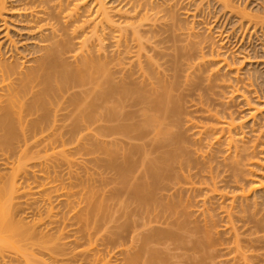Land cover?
I'll return each instance as SVG.
<instances>
[{
	"label": "bare ground",
	"instance_id": "6f19581e",
	"mask_svg": "<svg viewBox=\"0 0 264 264\" xmlns=\"http://www.w3.org/2000/svg\"><path fill=\"white\" fill-rule=\"evenodd\" d=\"M203 1L0 0V160H3L0 165H4L6 169L10 167L14 171L11 186L6 183L5 189L0 190V203L3 200L0 204V256L7 247H11L12 250L16 248V252L19 249L25 251V255L22 251L18 254L25 257L26 264L34 263L29 262V257L37 259L38 255L35 256L36 253L33 250L30 251L32 255L29 254L31 248L27 251L29 245L25 247L22 244H26L27 241L30 247L31 244L34 247L36 241L38 244L41 239L43 240L44 234L40 233L42 237L40 239L32 226L22 225L24 223L20 221L22 223L20 224L18 220L13 219L11 201L16 193H20L28 198L27 200L33 197V201L25 200L26 205L31 203L32 206V203L38 202V199L34 201V193L47 189L48 184L44 187L43 183L39 185L38 182L40 189L36 186L35 191H37L32 190L34 186L31 185L34 182L27 180L29 178L27 176L30 174L34 176L37 170L34 171L30 164L36 168L35 163L32 162L38 159V164L44 167L47 155L53 153L52 148L58 149L56 145L60 148L63 146L60 151L61 157L63 156L61 164L65 162L71 170L68 187L63 186L64 189L68 188V191L62 194L73 210L71 209V217L69 215L67 218L72 223L66 225L65 222L61 231L58 228L56 230L59 231V235L57 234L56 237L53 235L55 241L52 243L56 244H53V252L50 251L51 264L52 258L53 264L55 262L56 264H83L84 255H86L83 252L87 250L89 252L88 244H90V250L95 245L94 238L92 243V237L105 231L104 225L105 228L106 225L108 226L109 220L106 224L104 223L105 214L109 216L108 219H111L110 224L114 220V217L110 218L111 214L109 215L108 211L102 208L103 201H100V206L96 204L97 199L103 200L104 194L111 201L115 199L120 208H124L129 198L135 197L145 207V209L140 208L142 212L163 218L166 228H171L162 233L160 230L152 234L150 228L153 227V221L144 222L143 227L146 231L148 228L151 230V236L148 237L150 240L169 239L182 234L185 242L186 233L188 238L192 236V233L196 238H193L190 244L192 242L195 248L204 250L206 245L211 248L217 247L218 243L223 244L219 242V235L223 229L221 231L218 229H221L218 218L222 211V219H225L227 225L224 230L227 229L225 230L227 234L232 235L233 244L237 250L241 252L245 250L243 252L245 255L246 248H249L248 250L253 248L252 251H255V248H264V87L258 84L259 76L257 78L255 71L253 73L250 69L240 71L238 65L245 61L251 64L250 58L232 60L224 46L228 40L227 37L230 40L233 39L232 35L239 38L237 35L240 36L242 33V39L246 38L244 34L248 29H252V33L258 39L256 33L264 32V6L251 8L254 3H249V0V2L211 0L207 6ZM216 5L222 11L219 14L228 13L238 18L237 24L233 20L239 27L232 28L235 32L225 34L224 31H214L212 27L197 28L195 26V24L202 25L201 19L198 18L199 21H197V16L201 15L200 10H203V13L206 10L209 12V8ZM192 11L195 13L193 14ZM188 16L193 17L194 22L185 23L183 20ZM241 29L243 31H240ZM161 32L173 38L175 44L172 46V54H168L171 50L168 46L169 42L167 46L170 49L167 53L165 52L162 44L166 42L161 40L162 37L160 39L158 37L163 35ZM223 35L227 36L226 39H222ZM163 57H170L167 59V64H164L165 60L163 64L160 63V58L164 59ZM180 78H182L181 81ZM196 80H198L196 83L198 86L194 92L190 89L193 88V81L196 82ZM184 87H187L189 91ZM198 88L203 92L197 94ZM220 89L226 91L220 92ZM186 91L189 92L188 98L191 97V101L189 100L191 105H188L187 100L184 99ZM192 91L193 93H190ZM217 99L221 100L219 106L221 109L223 107L222 110L214 108ZM235 99L242 100L247 106L248 116L252 122L249 121L250 123L247 124L246 118L238 117L232 110V106H229ZM66 121L70 122V125ZM63 122L67 125L64 128H62ZM60 126L61 130H57ZM55 128L59 131L58 133ZM97 132L101 137L98 134L97 137ZM46 133L49 138L47 140ZM63 134L78 137L80 141L72 139L76 143H71L69 138V142L73 146L77 145V148L80 142L82 149L85 147L83 144L87 137L88 139L91 137L92 141V137H96L93 141L96 147H99L103 141L104 156L98 148V151L94 150L104 158V176H102L103 172H100L103 179L100 176L96 178L98 181L102 179L101 183L105 182V187L101 185L104 191L97 188V190L100 189V197H95L98 194L94 185L96 184L95 179L93 180L94 176L91 175L92 179L89 178V173L95 168L88 165L89 170L86 172V164L89 162L86 163L80 159L81 147L78 149L74 147L77 158L68 153L65 147L69 146V142L66 139L67 146H65L66 141L64 138L61 139ZM50 135L55 141L59 139L60 144H57V140L55 145ZM12 137H19L18 141L21 140V145H19L20 142L17 145L15 142L12 143L10 140ZM42 138L48 144L50 142L51 148L50 151L48 150L50 153L46 149L47 145H44L46 150L42 152L43 148L40 146L45 142ZM98 138L101 142L97 144L95 140ZM8 140L11 141L13 150L19 146V150L18 148L16 150L19 151L18 157L12 161L8 155L10 152L7 153L10 146ZM31 145L35 147L30 148ZM73 146L71 145L69 151H72ZM5 147L8 149L7 152ZM34 148H41L40 153H38L39 150H35L37 152L35 153ZM60 148L56 151L61 150ZM85 148L84 152L85 150L88 152L83 154L82 158L85 155L87 158L89 155L91 161V157L95 155L96 158H94L97 159V154L91 151L92 145L90 151V145ZM93 148H95L94 145ZM41 152L48 154H43L40 159ZM60 154L54 151L55 157L50 155L52 165ZM99 155V160L93 163L97 165L101 163L102 168L103 164L100 162ZM51 156L54 157L53 161ZM42 160L44 162L40 164ZM51 162L47 163L49 168ZM56 163L58 165V160ZM75 166L78 173V167H82L81 172L85 171L87 177L84 175L82 179L83 175H81L80 179V174L75 172L79 179L74 177L72 180ZM53 168L55 169V166ZM101 168H96V171ZM18 173H21L22 178H26L28 182V184L26 182V188L29 191L25 190V186L17 183L15 177ZM54 173L56 175L55 170ZM88 178L91 182L93 180V184L88 181ZM35 183H37V177ZM17 184L20 188H24L26 195L17 187ZM99 185L100 183L96 184V187ZM75 187L80 190H75ZM63 188L57 189L56 196L50 191H44L49 193L44 198L47 202V211L54 210L53 207L51 208L54 203L52 200L59 198L58 191H63ZM37 194L35 198L41 195ZM5 196H7L6 199H4ZM60 197L63 196L60 194ZM150 201H156L158 207L151 208ZM105 203L108 204V202ZM182 204L183 207L187 205L186 208L191 205L192 211L190 207V211L189 209L178 210ZM128 206L126 205L127 209ZM101 209L104 211L103 216ZM121 212L123 214V211H120V214ZM99 216L102 218L100 224ZM63 218L66 219L64 216ZM181 218L183 227L179 225ZM91 219L94 220L91 221ZM67 226L72 229L64 232ZM109 227L112 228V226ZM101 228L102 230L99 231ZM108 232L111 230L106 231L105 235ZM102 233L101 239H103ZM111 233L110 236H112ZM65 235L70 240L68 243L76 244V248L81 238L86 237L91 243L85 238L83 240H87L88 243L82 247V250L75 253L74 247L75 251L72 252L73 249L68 251L64 248L66 244L61 243ZM99 236L96 241L100 239ZM24 240L26 241L23 242ZM45 242L47 243L46 240ZM17 243L20 244L17 245ZM164 243L167 244V241ZM184 244L187 247L186 242ZM22 246L24 248H21ZM86 246L87 250H85ZM123 246L122 244V249L120 248L121 253ZM41 247L44 249L43 245ZM41 247L39 246L38 249ZM125 250L124 248V252ZM61 251L65 259H62V256L60 260ZM204 253L206 255L205 251ZM81 256L83 258L79 259ZM160 257L155 256L157 260ZM251 257L253 259L252 254ZM243 258L247 259L245 256ZM40 259L42 258L38 261L42 264ZM90 259L92 261H89ZM90 259L88 258L87 264L91 262L94 264V261L98 260L97 258L94 260V257ZM256 259H258L257 256ZM105 260L107 261L106 256ZM43 261V264H47L44 259ZM149 261L148 259V264H150Z\"/></svg>",
	"mask_w": 264,
	"mask_h": 264
},
{
	"label": "rangeland",
	"instance_id": "374dc122",
	"mask_svg": "<svg viewBox=\"0 0 264 264\" xmlns=\"http://www.w3.org/2000/svg\"><path fill=\"white\" fill-rule=\"evenodd\" d=\"M209 1H211V0H204L203 1V3L207 6V5H209ZM244 1H248V0H244ZM250 1V2H249ZM248 2L249 3H254V4H252V7L251 8H254V7H256V6H264V0H256V1H254V0H249ZM254 1V2H253ZM260 4H263V5H260ZM244 5V4H243ZM248 5V4H247ZM216 7V8H215ZM212 8V9H211ZM210 10H209V12H210V14H209V12H208V10H206V12H204L203 13V10H200V13H201V15H198L197 16V21H199L198 20V18L199 19H201L202 20V25H198V24H195V26L197 27V28H202V27H212V29H214V31H224L225 32V34H228L227 32H229V33H232L236 28L235 27H237L235 24H237V19L238 18H234V16H230L228 13H222L223 14V17H222V14H219V12H222V11H220L219 9H218V6L216 5V6H211L210 8H209ZM183 11V10H182ZM181 11V12H182ZM192 13L194 14L195 12H193L192 11ZM209 14V15H208ZM229 16H228V15ZM192 15V14H191ZM200 16H203V17H200ZM191 19H190V18ZM220 17V18H219ZM228 17V18H227ZM216 18H218V20L216 19ZM227 18V19H226ZM233 18V19H232ZM184 19V18H183ZM186 19H188V20H186ZM186 19H184L183 21H185V23H187V24H190V23H192V21L194 20L193 19V17H191V16H188V18L186 17ZM226 19V20H225ZM195 20H196V18H195ZM214 20H216V22L214 23ZM236 22H234V21ZM188 21V22H187ZM191 21V22H190ZM194 22V21H193ZM201 22V21H200ZM204 22V23H203ZM232 22V23H231ZM225 23V24H224ZM231 23V24H230ZM235 23V24H234ZM215 24V25H214ZM219 24V25H218ZM222 24H223V26H222ZM227 24H229V26L227 25ZM233 24V25H232ZM240 24V23H239ZM238 24V25H239ZM232 25V26H231ZM235 25V26H234ZM224 27V28H223ZM235 28L234 30L232 29V28ZM237 28H239V27H237ZM160 28H158V30H159ZM231 29H232V31H231ZM244 30H247V29H244ZM159 31H161V29L159 30ZM231 31V32H230ZM240 31H243V29H241ZM252 29L250 30V29H248V31L246 32V31H244V32H246L245 34H244V32H243V34H244V36L246 37V38H244V39H242V37L241 36H243V35H241L242 33H240V36L239 35H237V37H239V38H235L233 35H232V37H233V39L231 38V40H230V38L229 37H227L228 38V40L226 41V43L224 44V46H225V48L227 49L226 51L228 52V55L230 56V58H232V60L234 59L235 61L237 60V61H239V60H243V58H245L246 57V59H247V57H249L250 58V61L252 62L251 64H248L246 61H245V63L243 62L242 64H239L238 66L240 67V71L241 72H244V71H246V69H250L251 71H252V73L254 72L255 74H256V76H257V78H258V76H259V78H258V84L260 85H262V87H264V36L262 37V35H261V33L262 32H260L259 31V33L257 32L256 34L258 35V39H257V36H255V34H253L252 33ZM235 32V31H234ZM163 32H161V34H162ZM250 33H252V34H250ZM164 34H165V36H164ZM166 34L167 33H163V35L162 36H158L159 37V39L161 38V40H165L164 41V43L165 44H162V46H164V48H165V52L167 53V50L169 51V49L171 48V50L168 52V54H172L173 53V47L172 46H174V41H173V38H171V37H169V34H167V36H166ZM239 34V33H238ZM248 34H249V36H248ZM262 34H264V32L262 33ZM250 35L252 36V37H250ZM224 37H222V39H226V37H225V35H223ZM229 36V35H228ZM254 36V37H253ZM157 37V38H158ZM164 37V38H163ZM166 37V38H165ZM231 37V36H230ZM251 38V39H249V38ZM168 38V39H167ZM240 40V41H239ZM242 40V41H241ZM225 41V40H224ZM167 42H169L170 44L168 45V43ZM173 45H172V44ZM166 45V46H165ZM170 47V48H168V46ZM171 45V46H170ZM166 47H167V49H166ZM172 52V53H171ZM153 55H155L154 53H152ZM164 59H162V58H160V63H162L163 64V61H164V64H167L168 62V60L167 59H170V57L168 58V57H163ZM171 59H172V57H171ZM252 59V60H251ZM171 66V64L169 63V67ZM171 68V67H170ZM249 70V71H250ZM257 70V71H256ZM183 77H184V74H183ZM182 80V78H180V81ZM185 80V79H184ZM185 82V81H184ZM184 82H183V84H184ZM196 83H198V80H196V82H194L193 81V85L195 86L196 85ZM199 83H200V85H201V81H199ZM193 86V88L192 89H190V90H194V92H195V88L198 86V84L194 87ZM188 88H189V86H187ZM187 87H184L186 90H188L189 91V89L187 88ZM201 89V88H200ZM264 89V88H263ZM199 88L197 89V94H199V92H203V91H201V90H199ZM221 90L222 89H220V92H221ZM188 91H186L185 92V98L184 99H186L187 100V103H188V105H191V103H190V101H191V97L190 98H188V94L187 93H189ZM219 91V90H218ZM223 91V90H222ZM226 90H224L223 92H225ZM177 92V91H176ZM184 92V91H183ZM190 93H193V91L192 92H190ZM186 94H187V97H186ZM195 95H196V93H194ZM194 94H191V95H194ZM222 94V93H221ZM194 95V96H195ZM261 96H263V94H262V92H261ZM184 97V96H183ZM216 96H214V98H215ZM194 97H192V99H193ZM216 99V98H215ZM214 99V100H215ZM190 100V101H189ZM221 100H222V97H221ZM221 100H219V99H217L216 100V104H215V107H214V105H213V107L215 108V109H219V110H222L223 109V107H222V109H221V106H219V104H220V102L219 101H221ZM185 101V100H184ZM213 104H214V102H213ZM229 106H232V110H234V112L236 113V115L238 116V117H244V118H246L245 120H247L246 122H247V124L248 123H250V122H252L251 121V119H250V117L248 116V114H249V110H248V108H247V106L244 104V102L242 101V100H234L232 103H231V105H229ZM219 107V108H218ZM250 119V120H249ZM68 121V120H67ZM66 121V122H67ZM202 121V120H201ZM250 121V122H249ZM65 122V121H64ZM64 122H63V127L62 128H64L65 127V125H64ZM70 122H67V124H69ZM59 124V123H58ZM72 124V123H71ZM70 125V124H69ZM45 126H47L46 124H45ZM67 126V125H66ZM70 126H68V128H69ZM49 128V127H48ZM57 128V127H56ZM56 128H55V131L58 133L59 131H57V130H61V126H60V129H57L56 130ZM59 128V127H58ZM67 131V130H66ZM63 133H64V131H63ZM44 134H45V132H44ZM43 134V135H44ZM99 135V132H97L96 133V135ZM98 135H97V137H98ZM45 136V135H44ZM55 136H57L56 134H55ZM60 135H58V137H59ZM57 137V138H58ZM61 137V136H60ZM99 137H101V135H99ZM47 133H46V136H45V139L47 140ZM50 138H52V140H53V137H51V135H50ZM62 138H64V140L66 141V139H67V141L69 142V138H70V142L72 143H76L75 141L76 140H78V137H71V136H69V135H67L66 136V134H63V137H61V139ZM93 138V141H94V138H96V137H92ZM17 139V140H16ZM43 139V138H42ZM49 139V138H48ZM72 139H75V141H73ZM85 139V138H84ZM90 139V140H89ZM89 139H88V137L85 139V144H83V145H85V147L86 146H88L89 147V145H90V149H89V151L91 150V145H92V150L91 151H93V153H95V154H97V152H94V150H96V151H98L99 150V152H101V155L103 154V156H104V152L102 153V151H104V149H103V145H102V142H101V139L100 138H98V139H96L95 141H96V143L98 144V143H100V145H99V147L97 146L96 147V145H95V142L93 143V141L91 140V137H89ZM100 139V140H99ZM10 140H12V143H14L15 142V145H17L19 142H20V144L19 145H21V140L20 141H18L19 140V137L17 138V137H15V138H10ZM44 140V139H43ZM51 140V139H50ZM52 140H51V144H52V146L54 147V145H53V143H55V145H56V142H57V140H58V142H57V144L59 145L60 144V140L59 139H56V141L55 140H53L54 142L52 143ZM64 140H63V142H64ZM102 140H103V138H102ZM18 141V142H17ZM45 141V140H44ZM49 141V140H48ZM67 141H66V145L65 146H67ZM78 141H80V139L78 140ZM81 141H83V139H81ZM91 141L92 143H89V142ZM11 142V141H10ZM9 142V140H8V143H10ZM70 142H69V146H67V147H65L66 148V150H68V153H71V156H75L76 157V152H75V150H74V147L75 148H77V145H75V146H73V144H70ZM86 142H88L87 144H86ZM41 143H42V141H41ZM45 143V144H44ZM47 143V144H46ZM62 143V142H61ZM39 144V143H38ZM49 144H50V142H49ZM49 144H48V142H43L41 145L42 146H40L41 148H43V150H42V152H44V149H45V146H46V149H47V151L49 150L50 151V148H51V146H49ZM63 144V143H62ZM61 144V145H62ZM79 146H78V148H80L81 147V143L79 142ZM9 145V144H8ZM15 145L13 144L12 145V147L14 146L15 147ZM45 145V146H44ZM71 145L73 146L72 148H71V150L73 151V152H75L74 154L72 153V151H69L70 150V147H71ZM93 145L95 146V148H93ZM34 146V145H33ZM33 146L31 145L30 146V148H33ZM39 146V145H38ZM44 146V147H43ZM100 146L102 147L101 149H100ZM7 147V146H6ZM6 147H5V149H6ZM13 147V148H14ZM35 147V146H34ZM37 147V146H36ZM56 147H58V149L60 148V146H57L56 145ZM63 147V146H62ZM60 148L61 150H59L58 152L56 151V150H58V149H55V147H54V150H53V148H52V151H53V153H54V151L58 154H60L61 152L60 151H62V149L63 148ZM83 148L82 149V147L80 148V153L82 154V156H83V154H86V152H88V150L86 151L85 150V152H84V149H86V148ZM17 148H18V150H19V146H16L15 148H14V150L16 151L17 150ZM29 148V152H31V149ZM41 148H37V149H35L34 148V151L36 150H39V152L38 153H40V151H41ZM64 148V149H65ZM77 148V149H78ZM97 148H98V150H97ZM45 149V150H46ZM82 149V150H81ZM7 150L8 149H6V152H7ZM10 150V151H9ZM9 150H8V152L7 153H9L8 155H10V159H11V161L13 160V159H15V158H17L18 157V153L17 152H19V151H16V152H14V150L11 148V143H10V146H9ZM101 150V151H100ZM11 151H12V154H11ZM33 151V152H34ZM35 151V153H37ZM48 151V153H50ZM51 151V152H52ZM78 151V150H77ZM82 151V152H81ZM41 152V155H40V159L42 158V155L43 154H45V155H47L46 154V152L45 153H42ZM99 152H98V154H97V159H95L96 158V156L95 155H93L94 157H91V161H92V163L95 161V163L97 162V160H99V158H98V155H99ZM53 153L52 154H50V155H53ZM66 153H67V151H66ZM92 152H90V154H91ZM16 154V155H15ZM64 153L62 152V155H63ZM81 154H80V156H81ZM50 155H47V159H46V163H44V167H43V165L41 164L42 162H44L43 160L42 161H40V164L42 165V167L44 168H42L41 167V169H40V166L41 165H39L38 163H39V161H38V159L34 162H32L34 165H35V167L36 168H34L33 166H32V164H30V167L35 171V170H37V172H35V174H34V176L32 175V174H30L29 176H27V177H29V178H27V180H29L30 182L31 181H33L34 183H35V178L37 177V183H35V185H34V183L31 185L30 183V185L31 186H34L33 188H32V190H34L35 191V189H37V187H38V189H40L39 188V185L41 184V183H43L44 184V187H45V184H48L47 185V189L46 188H44V190H40V191H37L39 194H41V195H39V194H37V192L36 193H34V191H32L33 193H34V201H35V199H38V202L36 201L35 203H32V206L29 204V203H27L28 205H26V201L25 200H27L28 198H26L23 194L21 195L20 193H16L15 194V197H14V199H12V201H11V205H12V209H11V213H13V219L15 218L16 220H18V222L20 223V224H22V223H24V224H22V225H27V226H32V228L34 229V230H36V232L38 233V236H39V238L41 239L42 237L40 236V233L42 232L43 234H44V237H46L45 239H44V237H43V240L41 239L40 240V242H38V244L35 242V246H36V244H37V247H32V244H31V247H30V244H28V242L26 241V240H24L23 242H25L26 241V244L25 243H23L22 245H25V247H27L26 245H29V247H27V251H28V249L29 248H31V250H29V252L30 251H34L36 254H35V256H37V259H36V257L33 259V257L31 258V257H29L30 255H28V252L26 253L27 254V256L29 257L28 259H30V263H31V261H32V263L33 264H41V262L40 261H38V259L39 258H42V259H40V260H42V264L44 263V261H43V259L47 262V264H51V259L49 260V258H51V252H53L52 250H53V244H56L55 242L54 243H52V241H55V237L57 236V234L59 235V231H61L63 228H64V226H65V222H66V225H68L69 223H72L71 221H68V217H69V215H70V217H71V215H72V212H71V209L73 210V208H72V206H70L68 203H66V197L64 196V194H62V193H64L66 190L68 191V188H66V189H64L63 188V186H65V187H68L67 185H68V179L70 178V172H71V170L70 169H68V166H67V164H65V162L63 163L62 162V164H61V160H62V158H63V156L61 157V154H60V156H58V158H57V160H58V165H57V160H55L54 161V163H53V165H52V162H51V160H50ZM77 155H79V153H77ZM101 155H99L100 156V162H102V164H103V159L104 158H102L101 157ZM54 156V155H53ZM53 156H51V158H52V161H53V159H54V157ZM56 156V157H57ZM68 156H69V154H68ZM70 156V157H71ZM82 156L80 157V159L81 160H84V161H86V163H88V164H86V167H87V170H86V172L89 170V168H88V165H91V166H89V167H94L93 169H94V171H91V173H89V175H90V177L89 178H91L92 179V177L94 176V178H93V180L95 179V181L97 180L96 178H97V176L99 177H101L102 178V176H104V170H103V168H104V164H103V167L101 168V163H99L98 165L97 164H95V163H91V161H90V157H89V155L87 156V158L89 157V161L87 160V158H86V155L82 158ZM79 157V156H78ZM45 158H46V156H45ZM49 158V159H48ZM59 158H61V159H59ZM77 158V157H76ZM92 158H94V160L92 159ZM264 158V157H263ZM56 159V158H55ZM79 159V158H78ZM79 159V160H80ZM38 161V162H37ZM48 161L49 162H51V164L49 163V165H50V168L48 167V165H47V163H48ZM3 162V160H0V163H2ZM37 162V163H36ZM38 164V165H37ZM85 164V163H84ZM83 164V165H84ZM57 165V166H56ZM38 166H39V168H38ZM53 166H55V169L53 168ZM45 167H46V169H45ZM49 169H48V168ZM86 167L84 166V169H86ZM101 168V170L100 169H97L98 171H96V168ZM76 166L73 168V170L75 169V171L73 172V174H74V176H71L72 177V180H74V177L75 178H78V175H79V178L81 177V175H83L82 176V179H84L83 177H85L87 174L85 173V171H83V172H81V170H83V168L81 167H78L79 168V173H78V171H76ZM56 171V175H55V173H54V170ZM68 170H69V173H68ZM78 170V169H77ZM90 170H92V168L90 169ZM103 170V171H102ZM13 171V169H10V167H7V169H6V167H4V165L3 166H1L0 165V190H2L3 191V189H5V184L6 183H8V184H6V185H9L10 183L12 184V182H13V179H14V171ZM75 172H76V174H78L77 176L75 175ZM81 172V173H80ZM100 172H103V175L101 176V174L102 173H100ZM20 176H19V175ZM17 174V177H15L16 178V180H17V183L19 184V185H23V187L25 188V190H27V188H26V186H27V184H28V182H27V180H26V178L25 177H23L22 178V176H21V173H18ZM36 174H37V176H36ZM39 174V175H38ZM100 174V175H99ZM58 175V176H57ZM85 175V176H84ZM91 175H93L92 177H91ZM40 176V177H39ZM35 177V178H34ZM87 177V176H86ZM99 177V178H100ZM78 178V179H79ZM88 178V179H89ZM11 179V180H10ZM81 179V178H80ZM91 179H89L88 181H90L91 182ZM103 179V178H102ZM102 179H99V181L97 180L96 182L94 181V183H96L97 185L100 183V185L99 186H97L96 187V184H94L95 185V189H96V192H97V194H98V196H95V197H100V195H101V193H100V189L102 190V191H104V187H105V182L103 181V183H101V181H102ZM9 180V181H8ZM16 180H15V182H16ZM86 180V179H85ZM93 180H92V182H91V184H93ZM54 181V182H53ZM75 181H76V179H75ZM14 182V183H15ZM24 184H23V183ZM26 182H27V184H26ZM38 182H39V185H38ZM53 182V183H52ZM32 183V182H31ZM11 184H10V186H11ZM18 184H17V187H19L18 186ZM37 184V185H36ZM43 184H42V186H43ZM90 184V185H91ZM15 185H16V183H15ZM101 185L102 186H104V187H101ZM10 186H9V188H10ZM37 186V187H36ZM23 187H19L20 188V190L22 191V193L23 192H25V195H26V191L25 190H23L24 188ZM48 187H49V189H48ZM93 187L94 186H92V189H93ZM182 187H183V180H182ZM6 188H7V186H6ZM50 188H52V189H50ZM61 189L62 190V188H63V191H58V195H59V198H54L53 200H52V202L54 201V203H53V205L51 206V208L53 207L54 208V210L53 211H47L46 210V207H47V202L45 201V199L44 198H46V195L48 194L49 195V193H47V192H51L52 193V195H54V196H56V194H57V189ZM76 188V187H75ZM97 188H100L99 190H97ZM58 189V190H59ZM79 188H76L75 190H77V191H79L78 190ZM19 190V191H20ZM45 190H47V192H45L44 193V191ZM55 190H56V192H55ZM94 190V189H93ZM7 191H8V189H7ZM20 191V192H21ZM27 191H29V190H27ZM72 191V190H71ZM95 191V190H94ZM1 192V191H0ZM43 192V193H42ZM5 193V192H4ZM99 193H100V195H99ZM2 194H3V192H2ZM1 194V195H2ZM29 194L31 195V197H32V194H31V192H29ZM29 194H28V196H29ZM35 194H37V195H39V196H36V198H35ZM60 194H61V196H63L62 198L64 199V201L62 200V198L60 197ZM96 194V193H95ZM104 193H102V195H103ZM13 195V194H12ZM203 195H204V193H203ZM9 196V195H8ZM7 198V196H5V198L4 199H6ZM102 198V197H101ZM30 199H32V201H33V197L32 198H30ZM30 199L29 200H27V202L29 201L30 202ZM44 199V200H43ZM103 200H100V199H97V206L99 205L100 206V201H103V204H102V208L104 209V210H107L108 211V213H109V215L111 214V216H110V218H113L114 217V220H112L113 222L110 224V222H111V219H108L109 218V216H107V214H105L106 216H105V218H106V220L104 219V223L106 224L107 223V220H109L108 222L109 223H107L108 224V226L106 225V228H105V225H104V230L105 231H101L102 230V228L99 230V231H101V232H103L104 233V235H103V233H102V238L103 239H101V232H100V234H98V235H96L95 237L93 236L92 237V243H93V238H94V246H93V248H91V250H90V244H88L89 246V252H88V250H87V246L85 247V250H87V252H83V254H86V255H84V257H85V261L83 262V264H87V263H89V261H92L90 258H92V257H94V260L97 258L98 260H97V262H95L94 260V264H148V259L150 260L149 262H150V264L152 263L153 264V262H154V264H264V248H261V249H259V248H255V251L253 250L252 251V249L253 248H251L250 250H251V254H252V256H253V259H252V257H251V254H250V250H248L247 248H246V254L244 255L243 254V252L245 251V250H242V252H241V250L239 251V249L237 250L236 249V246L233 244L234 243V241H233V237H232V235L230 236V234H229V236H228V234H227V232L225 231V230H227V229H225L224 230V228H226V221H225V219H222V215H221V210H217L218 212H220L219 213V218H218V224H219V226L221 227V229L220 228H218L221 232H220V235H219V242L221 241V243H223V244H221V245H219V243H218V245H217V247H215V246H213L212 244V248H211V246L209 247L208 245H206L205 246V249L203 250V249H197V248H195V246H193V244H192V242H193V238H196V236L194 235V234H192L191 233V235L192 236H190V234H189V236H190V238H188V236H186L188 233H186V235L184 236V239H186L185 240V242H186V244H187V247H186V245L184 244L185 242L183 241V236H182V234L180 235V236H176V237H174V236H172L171 238H169V239H165V238H160V240L159 239H154V241L151 239H149L148 237H150L151 235V230H149V228H148V231H146V228H144L143 227V224H144V222H148V221H150V220H152L153 222H152V225H153V227H152V225H151V227L152 228H150V229H152V234H153V232H160V230H161V233L162 232H165V231H169L170 229L169 228H171V227H167L166 228V225H165V220L163 219V218H161V217H157L155 214H151V213H149V214H146L145 212H142L141 210H140V208L141 207H143V209H145V207L144 206H142V203H140V201L139 200H137L135 197H132V198H129L128 199V203H126L125 202V206H124V208H120V206H119V203L117 202L116 203V200L114 199V198H112V199H114V200H112L111 201V199H109L108 197H107V195H106V197H105V194H104V198H102ZM39 200H41V201H39ZM31 201V202H32ZM43 201H45V203L43 202ZM108 202V204L107 203H105V202ZM2 202H3V200H2ZM2 202L0 203V204H2ZM40 202V203H39ZM99 202V203H98ZM21 203H23V204H21ZM183 203V202H182ZM9 205H10V203H9ZM30 205V206H29ZM117 205V206H116ZM126 205H129L128 206V209L126 208ZM149 205H150V207L152 208V207H158V203L156 202V201H150L149 202ZM3 206V205H2ZM106 206V207H105ZM187 206V205H186ZM186 206H184L183 207V204L182 205H180L179 206V208H178V210H180V211H182V210H188L189 209V211H190V208H191V211H192V206L191 205H188L189 207H187L186 208ZM116 208H119V209H121L120 211H123V214H124V212H125V214H126V211H127V216H125V214L123 215L122 214V212H121V214H120V211H119V209H116ZM103 209H101L102 210V216L104 215V211H103ZM126 209V210H125ZM193 209H194V207H193ZM196 209V208H195ZM98 210H99V208H98ZM101 210H100V212H101ZM118 211H119V213H118ZM93 212H95V210L93 211ZM98 214V213H97ZM183 214V213H182ZM94 215H95V213H94ZM101 215V214H100ZM63 216L64 217H66V219H64L63 218ZM92 216H93V214H92ZM97 216V215H96ZM96 216H95V218H96ZM220 216H221V218H220ZM94 217V216H93ZM108 217V218H107ZM100 218V219H99ZM99 218H98V223L100 224V221H102V218L99 216ZM183 218V217H182ZM180 219V222H179V225H181L182 227H183V219ZM163 219V220H162ZM94 219H91V221H93ZM22 223H21V222ZM220 221H222L221 223H220ZM17 222V221H16ZM73 223H75V222H73ZM103 223V222H102ZM101 223V224H102ZM221 224V225H220ZM225 224V225H224ZM109 226H112V228L111 227H109ZM57 228L59 229V231L57 232L56 230H57ZM155 229V231H154V229ZM156 228H159V229H156ZM70 229H72V227H69V226H67V228L64 230V232H66V231H69ZM109 230H111V232H108V233H106L107 235H108V237H107V235H105V232L106 231H109ZM114 232V233H113ZM41 233V235H43ZM99 233V232H98ZM110 233H111V235L112 236H110ZM53 235H55V237L53 236ZM100 235V236H99ZM97 236H99L100 237V239L98 240V241H96V238H97ZM181 236H182V240L180 239L181 238ZM107 237V238H106ZM186 237V238H185ZM232 237V238H231ZM86 238V237H85ZM85 238H81L80 240L81 241H79L78 243H77V248H76V244H71V243H68L70 240H69V238H67L66 237V235H65V237L63 238V240L61 241V243H65L66 245H64V248L65 249H67L68 251H70V250H72V252L73 251H75V249H74V247L76 248V251H75V253H77L79 250H82V247H84V245H87V243H88V241H90L88 238H86V239H88V241L87 240H83V239H85ZM147 238H148V240H149V242H148V240H147ZM19 239V238H18ZM50 239H51V241H50ZM71 239V238H70ZM180 239V240H179ZM45 240L47 241V243L45 242ZM146 240H147V244H146ZM192 240V242H191V244H190V241ZM195 240V239H194ZM18 240L16 239V242H17ZM151 241V242H150ZM167 241V244H165L164 242H166ZM189 241V242H188ZM226 241V242H225ZM229 241H230V243H229ZM15 242V241H14ZM98 242V243H97ZM143 242H145V243H143ZM228 242V243H227ZM20 243H22V242H20ZM19 243V244H20ZM40 243V244H39ZM52 243V245L50 246V244ZM89 243H91V241L89 242ZM148 243H149V246L147 247V245H148ZM154 243V244H153ZM164 243V244H163ZM227 245H226V244ZM18 243H17V245H19ZM71 244V246H68V245H70ZM120 244H121V246H120ZM122 244L124 245L123 246V250H122V253H121V251H120V248L122 247ZM144 244V245H143ZM151 244H152V246H151ZM41 245H43L44 247V249H42V247H41ZM46 245H48L47 247H46ZM92 245V244H91ZM230 245H233V246H235V247H233V246H230ZM245 245H247V244H245ZM21 246V245H20ZM41 247V249H38V247ZM67 246V247H66ZM221 246V247H220ZM227 246V247H226ZM13 247V246H12ZM222 247H224V248H222ZM264 247V246H263ZM21 248H24V246H22ZM48 248H49V252H48ZM51 248V249H50ZM61 248H62V244H61ZM81 248V249H80ZM124 248L127 250V252H126V250H125V252H124ZM145 248V249H144ZM149 248V249H148ZM213 248H215V249H213ZM220 248V249H219ZM228 248V249H227ZM232 248V249H231ZM70 249V250H69ZM78 249V250H77ZM122 249V248H121ZM153 249H155V250H153ZM194 249H195V251H194ZM207 249H208V251H207ZM257 249V250H256ZM15 250V251H14ZM14 250H12L11 249V247H7V249L1 254V256H0V264H26L25 263V260H24V258L25 257H22V254H21V256L18 254V252H20V251H22L23 252V250L21 249H19V251L18 252H16V248L14 249ZM39 250H42V251H39ZM84 250V251H85ZM51 251V252H50ZM66 251V250H65ZM68 251H67V253H68ZM204 251L206 252V255H205V253H204ZM25 252V251H24ZM23 252V254L25 255V253ZM63 252H64V250H63ZM63 252L61 251L59 254H61L60 255V260H61V258H62V254H63ZM247 252H249V253H247ZM48 253H50V255L48 254ZM66 253V254H67ZM71 253V252H70ZM126 253V254H125ZM157 253V255H155ZM29 254H31L32 255V253L30 252ZM91 254V255H90ZM92 254H94V255H92ZM95 254H97V255H95ZM250 254V255H249ZM260 254H261V256H260ZM23 255V256H24ZM106 256V259H107V261L105 260V256ZM89 256V257H88ZM91 256V257H90ZM153 256H154V258H153ZM155 256H157V257H160L158 260H157V258H155ZM243 256H245V257H247V259H244L243 258ZM256 256H257V258L258 259H256ZM68 256H66V258H67ZM251 257V258H250ZM255 257V258H254ZM80 258H83V256H81V257H79V259ZM87 258V259H86ZM88 258L90 259L89 261H88ZM146 258V259H145ZM199 258V259H198ZM214 258V259H213ZM32 259V260H31ZM62 259H65L64 258V256H63V258ZM144 259H145V263H144ZM200 259H201V261H200ZM255 260V261H254ZM36 261H37V263H36ZM50 261V262H49ZM52 261H53V263H54V260H53V258H52ZM86 261H88V262H86ZM247 261V262H246ZM49 262V263H48ZM156 262V263H155ZM52 263V264H53ZM29 264V263H28ZM55 264H56V262H55ZM60 264V263H59ZM62 264H64V263H62ZM65 264H68V263H65ZM80 264V263H79ZM82 264V263H81ZM91 264H92V262H91Z\"/></svg>",
	"mask_w": 264,
	"mask_h": 264
}]
</instances>
